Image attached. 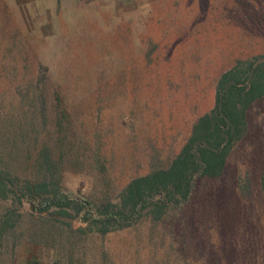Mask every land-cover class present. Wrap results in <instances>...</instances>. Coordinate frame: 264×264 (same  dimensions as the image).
<instances>
[{
	"label": "rangeland",
	"instance_id": "obj_1",
	"mask_svg": "<svg viewBox=\"0 0 264 264\" xmlns=\"http://www.w3.org/2000/svg\"><path fill=\"white\" fill-rule=\"evenodd\" d=\"M263 54L264 0H0L7 159L29 173L49 147L63 189L116 200L130 177L180 150L224 71ZM248 124L183 220L91 233L71 255L67 235L23 242L15 264H264V98Z\"/></svg>",
	"mask_w": 264,
	"mask_h": 264
},
{
	"label": "trees",
	"instance_id": "obj_2",
	"mask_svg": "<svg viewBox=\"0 0 264 264\" xmlns=\"http://www.w3.org/2000/svg\"><path fill=\"white\" fill-rule=\"evenodd\" d=\"M261 98L264 54L238 60L220 75L213 107L194 122L180 150L169 162H153L147 173L130 177L116 200L63 189L60 157L49 147L39 152L29 173L22 171L7 159L6 151H12L0 136V264H15L23 242L50 243L67 235L64 248H71V255L91 233L105 236L144 221L157 225L171 216L183 220L199 184L223 176L232 151L248 132V110ZM240 190L247 195L249 182L240 183ZM261 191L264 197V178ZM76 217L87 226L74 229L71 220ZM68 264L76 263L71 259Z\"/></svg>",
	"mask_w": 264,
	"mask_h": 264
},
{
	"label": "built area",
	"instance_id": "obj_3",
	"mask_svg": "<svg viewBox=\"0 0 264 264\" xmlns=\"http://www.w3.org/2000/svg\"><path fill=\"white\" fill-rule=\"evenodd\" d=\"M36 264H39V263H36Z\"/></svg>",
	"mask_w": 264,
	"mask_h": 264
}]
</instances>
